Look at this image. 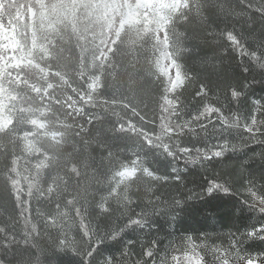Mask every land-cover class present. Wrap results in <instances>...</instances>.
<instances>
[{
    "label": "snow or ice",
    "instance_id": "snow-or-ice-1",
    "mask_svg": "<svg viewBox=\"0 0 264 264\" xmlns=\"http://www.w3.org/2000/svg\"><path fill=\"white\" fill-rule=\"evenodd\" d=\"M176 2L0 0L15 9L0 15V262L41 264L46 243L81 264H264V248L246 247L264 242V96L251 95L255 74L264 83V0ZM233 60L249 75L225 77ZM189 165L203 192L184 191ZM213 193L255 222L97 259L105 241Z\"/></svg>",
    "mask_w": 264,
    "mask_h": 264
},
{
    "label": "trees",
    "instance_id": "trees-1",
    "mask_svg": "<svg viewBox=\"0 0 264 264\" xmlns=\"http://www.w3.org/2000/svg\"><path fill=\"white\" fill-rule=\"evenodd\" d=\"M6 7L0 9V15L7 16L5 14ZM7 12V11H6ZM209 42L211 38H208ZM213 54V45L211 43L204 45L201 44L199 55L211 56ZM192 59H189V63H192ZM224 68L226 69L223 74L225 77L234 75L236 77H245L249 74L243 73L238 66V62L225 61ZM210 79L215 84L217 77L211 76ZM255 86L251 90L253 97L259 98L264 96V83H261L262 77L260 74H255ZM220 83H226L225 80H221ZM190 90L188 95H191ZM215 102V101H213ZM234 107V105H232ZM120 145H117L119 147ZM95 148V145H93ZM254 148L248 149V154ZM94 155H98V152H94ZM232 157H226V162ZM150 164L153 168L163 170L167 172L168 166L165 168L163 165H159L156 162V157L150 160ZM178 167L183 168V161L180 162ZM188 170L183 173L184 177V191L187 189H193L196 192H203L207 179H205L204 173L200 172L198 168H194L191 165L188 166ZM215 171L230 172L232 169L223 170L220 165L214 166ZM167 174V173H166ZM212 172L207 173L210 178ZM171 191V190H170ZM179 193H177L178 195ZM175 219L170 218L168 215L161 214L153 217L151 220V230L149 229H131L126 231L121 237L116 240L105 241L98 249V260H102L105 256H118L124 248L127 241L148 239L150 236L160 235L161 246L166 245L170 239L178 237L181 234H200L203 232H226L229 230L235 231L237 229L243 230L251 223L255 222V213L248 211L246 208H241L239 199L235 195H225L223 193H213L212 195H204L201 198L188 200L186 203L177 209L173 210ZM46 252L42 256L43 264H81L80 257L76 256L70 251H62L51 249L46 243H42ZM246 247L250 250H260L264 248V242H249Z\"/></svg>",
    "mask_w": 264,
    "mask_h": 264
},
{
    "label": "rangeland",
    "instance_id": "rangeland-1",
    "mask_svg": "<svg viewBox=\"0 0 264 264\" xmlns=\"http://www.w3.org/2000/svg\"><path fill=\"white\" fill-rule=\"evenodd\" d=\"M5 11V14L8 15L10 13H13L15 11V9L13 8H9V7H6V10ZM7 11V12H6ZM156 162L159 164V165H163V167L165 166V168L168 166V170H167V174L163 172V170H158V173L161 174V175H171L173 174L172 173V165L169 161L165 160L164 158L162 157H156Z\"/></svg>",
    "mask_w": 264,
    "mask_h": 264
},
{
    "label": "clouds",
    "instance_id": "clouds-1",
    "mask_svg": "<svg viewBox=\"0 0 264 264\" xmlns=\"http://www.w3.org/2000/svg\"><path fill=\"white\" fill-rule=\"evenodd\" d=\"M166 7H169V5L165 3V0H160V8L165 9ZM170 7L172 9H175L176 7H178V3L176 2V0H173V3L170 5ZM26 255H27V253L18 257L16 260V264H23L24 256H26ZM0 264H3V262H0ZM41 264H43L42 257H41Z\"/></svg>",
    "mask_w": 264,
    "mask_h": 264
}]
</instances>
